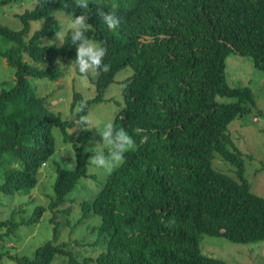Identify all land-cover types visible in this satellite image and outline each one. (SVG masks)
<instances>
[{
  "label": "trees",
  "instance_id": "trees-1",
  "mask_svg": "<svg viewBox=\"0 0 264 264\" xmlns=\"http://www.w3.org/2000/svg\"><path fill=\"white\" fill-rule=\"evenodd\" d=\"M13 0H0L3 7ZM37 0L36 8L18 15L22 28L0 23L5 48L0 55L14 68L12 86L0 89V160L6 157L0 192L28 193L37 186V174L54 153L52 128L58 127L70 141L75 166L57 165L54 196L48 206L38 205L20 221L0 220L6 234L20 225L38 223L47 210L53 212V240L38 247L33 257L7 256L20 264H53L56 255L66 264H236L207 255L199 247L201 234L221 236L237 243L264 239V198L251 191L245 177L242 152L234 144L229 124L255 107L249 86H232L225 76L226 56L249 54L264 69V0ZM119 26L109 29L98 9L112 11ZM60 11L68 18L88 17L86 37L107 47L100 71L93 79L96 94L84 99L74 92L65 119L51 111L29 77L58 79L61 69L53 64L39 67L22 57L50 62L60 56L74 60L76 46L66 31L59 45L41 44L53 34L57 20L46 23L24 40L33 20ZM124 66L132 73L120 80L123 104L114 125L133 135L137 147L125 154V162L111 174L91 201L81 203L84 217H100L97 233L105 249L95 257L78 260L68 243H54L57 215L80 178H87L89 154L84 145L90 136L83 130L68 133L94 102L104 100L108 86ZM235 97L222 101L217 97ZM84 102L86 107L78 111ZM260 112V111H259ZM140 128L141 135L134 129ZM142 136L147 141L141 143ZM236 167V178L212 167L213 154ZM85 218V217H84ZM79 244L80 241H75Z\"/></svg>",
  "mask_w": 264,
  "mask_h": 264
},
{
  "label": "rangeland",
  "instance_id": "rangeland-1",
  "mask_svg": "<svg viewBox=\"0 0 264 264\" xmlns=\"http://www.w3.org/2000/svg\"><path fill=\"white\" fill-rule=\"evenodd\" d=\"M37 0H13L11 3L0 7V23L13 30L22 28V22L18 15L36 8ZM68 17L60 12H53L49 18L33 20L29 30L24 34V40H28L37 30L46 23L57 20L56 31L51 35H45L40 39L41 44L59 45L66 33ZM56 33H63L62 39L56 38ZM95 43L96 40L91 39ZM10 43L0 36V47L5 48ZM22 57L29 62L45 67L50 64L58 66L62 73L58 79L49 76L29 77L35 92L46 97L45 104L53 112L65 119L69 113L70 102L74 92L82 94L83 98L91 99L95 96L96 90L93 79L96 77L89 74L82 76L76 67L71 65L72 59L60 56L51 62L46 59L35 60L26 52ZM59 60V63L57 62ZM225 76L232 86H249L254 94L255 107L238 117L229 124V132L232 135L234 144L242 152L245 177L251 186L253 194L264 198V69L256 67L253 57L249 54L232 52L226 56ZM62 64V65H61ZM131 66H124L114 76L113 82L108 86L104 100L94 102L88 108L87 115L95 122L96 128H92L88 141L84 145V153L92 152L89 149L95 146V141L102 143L98 129L103 127L107 121H113L118 106L123 104L120 93V80L132 73ZM14 68L9 65L5 57L0 55V89L7 88L14 83ZM218 100L237 101L238 98L218 96ZM260 111V112H259ZM83 129L78 121L67 129L72 136L78 135ZM55 150L37 174V186L28 193L3 194L0 192V220L20 221L28 218L38 205L48 206L53 198V186L56 180V168L60 166L72 169L75 166V155L70 141L63 140V134L58 127L52 128ZM102 147V145L100 146ZM0 160V184L3 182L5 169H8V162ZM88 158L87 178H80L77 185L66 195V202L62 208L69 207V214L64 211L58 213V232L54 243L67 242V249L72 251L73 256L81 260L84 256L95 257L105 249L102 237L97 233L100 217L96 214H86L82 217L83 210L81 203L91 201L102 189L107 173L98 170L90 164ZM212 167L222 173L228 174L238 180L236 167L229 161L224 160L219 154H213L211 158ZM53 216L51 210H47L41 220L32 225H20L14 232L6 234V228L0 229V264H20L10 259L6 251L20 256L33 257L38 247L48 240H53V223L49 219ZM75 241H80L76 244ZM264 239L255 243H237L221 236L201 234L199 247L207 255L221 258L229 263L236 264H264ZM67 257L56 255L53 264H66ZM89 264H92L89 262Z\"/></svg>",
  "mask_w": 264,
  "mask_h": 264
},
{
  "label": "clouds",
  "instance_id": "clouds-1",
  "mask_svg": "<svg viewBox=\"0 0 264 264\" xmlns=\"http://www.w3.org/2000/svg\"><path fill=\"white\" fill-rule=\"evenodd\" d=\"M76 6L87 9V0H76ZM115 5L112 11L105 12L103 9H98V17L109 29H115L119 26L120 20L115 15ZM88 17L84 14L76 16L74 19L69 18L66 23V30L71 33V43L76 46V57L71 61V66H75L78 72L87 77L89 74L95 76L100 71H108L109 66L103 63L104 57L107 54V47L90 41L85 33L89 29ZM63 33H56V38L59 41L62 39ZM59 63V60L57 61ZM62 65V64H61ZM86 104L82 101L78 106V111H83ZM78 125L83 127V130H91L96 128L95 122L89 115L80 116ZM141 129L136 128V135H141ZM102 143L95 141V146L89 151L92 152L89 158L90 164L98 170H103L107 174H111L125 162V154L134 150L137 145L133 135H130L123 127L117 128L113 122L107 121L103 127L98 129ZM147 141V136H142L141 143ZM102 145V147H100Z\"/></svg>",
  "mask_w": 264,
  "mask_h": 264
},
{
  "label": "crops",
  "instance_id": "crops-1",
  "mask_svg": "<svg viewBox=\"0 0 264 264\" xmlns=\"http://www.w3.org/2000/svg\"><path fill=\"white\" fill-rule=\"evenodd\" d=\"M264 247V246H263Z\"/></svg>",
  "mask_w": 264,
  "mask_h": 264
}]
</instances>
